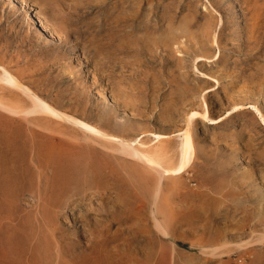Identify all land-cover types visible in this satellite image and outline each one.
I'll return each instance as SVG.
<instances>
[{"label": "rangeland", "instance_id": "374dc122", "mask_svg": "<svg viewBox=\"0 0 264 264\" xmlns=\"http://www.w3.org/2000/svg\"><path fill=\"white\" fill-rule=\"evenodd\" d=\"M0 65L21 89L64 114L38 125L0 110V132L19 145L15 163L5 165L18 179L11 172L5 180L20 187L0 197V264H28L36 245V264L43 263L42 239L50 234L38 233V208L20 198L40 192L53 199L69 184L109 189L101 214L92 207L93 217L87 202L74 204L75 215L91 220H83L87 228L93 218L111 221L107 227L118 235L111 247H125L113 264H264V0H0ZM1 92L29 104L17 90ZM205 107L208 120L189 123ZM69 117L105 136L87 135ZM185 129L194 158L181 177L163 179L160 216H171L164 223L160 217L158 230L154 201L139 194L128 164L136 162L115 153L107 137L150 144L162 134L176 160ZM112 206L128 220L115 221ZM61 228L70 264H110L102 253L89 255L81 232Z\"/></svg>", "mask_w": 264, "mask_h": 264}, {"label": "bare ground", "instance_id": "6f19581e", "mask_svg": "<svg viewBox=\"0 0 264 264\" xmlns=\"http://www.w3.org/2000/svg\"><path fill=\"white\" fill-rule=\"evenodd\" d=\"M17 90L20 93H22L27 100L29 101L28 105H23L22 101L20 99H18L17 97H15L14 95H5L3 92H1L2 90ZM0 110L12 115V116H18V117H22L27 123L29 124H38L41 121H48V118H57L60 117V115H64L60 112H58L56 109H54L53 107H51V105H49L46 101H43L41 99H39L36 95L27 93V91H25L24 89H21V87L18 84L17 78H15L14 75H12L8 70L5 69V67L0 65ZM33 115H41V117H43L42 119H33L30 118ZM197 116H201L203 119H207L209 118L208 116V111L205 107L204 111L199 114L198 112H192L189 116V123H191V121L197 117ZM47 118V119H46ZM76 125L80 126L83 129V132L86 133L87 135H94V136H105V132L103 133L101 130H99L97 127L86 123L85 121H82L80 119H76L73 117H69ZM210 120V119H209ZM45 123V122H44ZM43 123V124H44ZM188 123V124H189ZM214 123V122H213ZM46 125V124H45ZM54 125V124H53ZM190 125V124H189ZM48 126V125H46ZM43 128H46L44 126H41ZM58 127V126H56ZM188 127V126H187ZM55 129V125L54 127H49L47 129V131L49 129ZM190 128V127H189ZM58 130V129H56ZM61 130V129H60ZM55 131V130H53ZM51 132V131H50ZM59 131H56V133H58ZM63 132V131H62ZM63 134V133H62ZM83 134V133H82ZM73 136V135H72ZM92 136H90L92 138ZM9 137V134H8ZM74 137V136H73ZM168 137L162 135V134H153V142H149L150 144H145L139 142V140H133V141H126V140H122L119 137L113 136L112 134L109 135L107 137V143L111 147H113L112 149L115 150V153L118 152L119 154L132 159L133 161H135L136 163H129L130 167H131V171H133L134 173H137V177H134L135 180H138V187L140 188V191L143 198H151V200L153 199L154 201V206L152 207V214H153V227H155L156 229L160 230V225L162 223H164V219L163 217H165L163 215L160 216L163 213L162 212V202L164 199L163 194V179L165 177H168L169 175L171 176H178L181 177L182 174L184 172L187 171V169L190 167V164L194 158V146H193V142H192V138H191V134L189 129H185L180 133V142L178 144V153H177V157L176 160H173L170 157V149L168 148V146L166 145V139ZM76 139V138H75ZM78 140V138H77ZM80 140V139H79ZM97 140V139H96ZM89 141V140H88ZM92 141V140H91ZM95 141V140H94ZM98 142V141H96ZM103 145H105V143L101 142ZM100 143V144H101ZM35 144V142H34ZM37 144V143H36ZM101 144V145H102ZM40 146V145H39ZM38 146V147H39ZM43 148V145H41ZM33 147H36V145H33ZM32 147V148H33ZM59 147V146H58ZM19 148V145L16 143L15 138H6L5 135V129H3V131L0 132V197L6 195L7 193L8 195L12 194L14 192V187L18 186V180H11V184H8L5 180V177L10 176L11 174V170L6 168L5 165H7V162H11V163H15V159H17V150ZM34 150V152L38 149ZM46 148V147H45ZM52 148V147H51ZM60 148V147H59ZM105 148V147H103ZM51 150V149H50ZM109 150V149H108ZM52 151V150H51ZM61 151V150H60ZM106 151V150H105ZM33 152V153H34ZM53 152V151H52ZM55 152V151H54ZM71 152V151H70ZM80 152V151H79ZM83 152V151H82ZM38 154L41 153L42 156V152H37ZM51 153V152H50ZM69 153V152H68ZM76 153V152H75ZM114 153V152H113ZM35 153L36 157L40 156ZM52 154V153H51ZM54 154V153H53ZM56 155H58L57 153H55ZM34 155V156H35ZM55 155V156H56ZM71 155V154H70ZM70 155H68L70 157ZM76 155V154H74ZM79 155V154H78ZM67 156V157H68ZM72 156V155H71ZM43 157V156H42ZM50 157V155H49ZM60 157V159L64 156H62L61 154L58 155V158ZM69 157L66 158V160H69ZM75 157V156H74ZM72 157V158H74ZM52 157H50V161H57L60 159H53L51 160ZM62 158V159H63ZM79 158V157H78ZM77 158V159H78ZM42 158H39V160H41ZM76 159V161H77ZM81 158H79V162ZM84 159V158H83ZM42 160H46L42 159ZM41 160V163H42ZM73 160V159H72ZM47 161V160H46ZM45 161V162H46ZM65 161V160H64ZM71 161V160H70ZM74 161V160H73ZM72 161V163H73ZM75 161V162H76ZM45 162H43V165L45 166ZM63 162V161H61ZM69 161H67L66 163H68ZM83 162V161H82ZM93 160L90 159V163H92ZM124 162V161H123ZM40 163V166H41ZM45 163V164H44ZM59 162H57L58 164ZM77 163V162H76ZM81 163V162H80ZM87 163V162H86ZM139 164L142 165H146L148 167L149 172H147L146 174L144 173H140L138 172L136 166ZM50 164V163H49ZM55 165V167L59 168L58 165ZM64 164V162H63ZM69 164V163H68ZM83 164V163H82ZM54 165V164H52ZM90 165V164H89ZM94 165V164H93ZM96 165V163H95ZM43 166V168H44ZM51 166V165H48ZM47 166V167H48ZM72 166V165H71ZM74 166V165H73ZM77 166V164H76ZM97 166V165H96ZM124 166V165H122ZM42 167V166H41ZM46 167V168H47ZM52 167V166H51ZM70 167V165H69ZM50 168V167H49ZM75 168V167H74ZM86 168V167H85ZM140 168V167H139ZM76 169V168H75ZM142 169V166H141ZM144 169V168H143ZM66 170V169H65ZM79 170V169H78ZM146 170V168L144 169ZM75 171V170H74ZM77 171V170H76ZM88 171V170H87ZM86 171V172H87ZM65 172V171H64ZM146 172V171H143ZM13 173V172H12ZM131 173V172H130ZM139 173V174H138ZM14 176L16 177V174L13 173ZM67 174V173H64ZM12 175V174H11ZM62 175V174H61ZM68 175V174H67ZM70 175V174H69ZM101 175V174H100ZM136 175V174H135ZM78 176V175H77ZM11 177V176H10ZM66 177V175H65ZM69 177V176H68ZM177 177V180H178ZM18 179V177H16ZM132 178V177H131ZM174 178V177H173ZM171 178L169 180H171V182L174 183V179ZM233 178V177H232ZM64 179V178H63ZM167 179V178H165ZM174 181H173V180ZM85 180V179H84ZM168 180V181H169ZM176 180V182H177ZM65 181V179H64ZM82 181V180H81ZM163 181V182H162ZM167 181V182H168ZM180 181V180H179ZM61 182V181H60ZM175 182V184H176ZM228 182V181H227ZM72 183V182H71ZM83 183V181H82ZM133 183V182H132ZM179 183V182H177ZM91 184V183H90ZM93 184V183H92ZM96 184V183H95ZM109 184V183H108ZM107 184V185H108ZM171 184V183H170ZM181 184V183H180ZM79 185V184H78ZM81 185V184H80ZM88 185V183H87ZM174 185V184H173ZM171 185V186H173ZM229 185V184H228ZM57 186V185H56ZM65 189H66V193H67V197H65L64 195L66 194L64 192V194H61V190H60V194H57V196H55L53 199H49L46 200L45 198H47L45 195L42 196V194L39 192L37 197H33V195H29V197H26V195H24L25 197H18V199L20 198V202L26 206V207H31L33 205H35V207L38 208L37 210V214L38 216H40V219H38L37 221V231L38 233H49L50 234V240L49 238H44L42 240V249H43V255H42V260L43 263L41 261L42 264H70L68 261L65 260V254L67 252H65L63 246H62V240L60 237H58V233L60 231V229H63L61 227L63 226H67V227H73L74 230L73 232L79 231L82 233L84 241L86 242V244H90V249H89V255H91L92 253H102L104 256V260L107 263L113 264L114 263V259L113 255L116 253H118V249L119 248L117 245H114L113 247H111V244H115L118 241V235H113L110 233L109 227H107L108 223H111V221H109L108 219L106 220V222H102L97 220L96 218H93V214L91 213L92 207L93 209L95 207H97L96 209H100L102 207L101 203H99V201L104 200L105 198H111V196L108 195L107 192H109V189L107 190V187H104L103 185L102 188H100L99 185H92L91 186H85L83 188H78V187H72L70 184L69 185H65ZM75 186V183H74ZM83 186V185H82ZM169 186V185H168ZM231 186V185H230ZM19 187V186H18ZM104 187V188H103ZM179 187V186H178ZM20 188V187H19ZM17 188V189H19ZM58 188V187H57ZM62 188V187H60ZM134 188L135 185H134ZM174 188V187H173ZM171 188V189H173ZM180 188V187H179ZM48 189V188H47ZM46 189V190H47ZM52 189V188H51ZM50 189V191H52ZM70 189V190H68ZM138 189V188H137ZM176 189V188H175ZM178 189V188H177ZM218 189V188H217ZM223 189V188H222ZM45 190V191H46ZM64 190V189H63ZM136 190V189H135ZM107 191V192H106ZM139 191V192H140ZM16 192V191H15ZM20 192V190H19ZM56 192V191H55ZM138 192V191H137ZM220 192V191H219ZM52 196H53V192ZM165 193V192H164ZM221 193V192H220ZM18 195V193H16ZM31 194V193H30ZM50 194V193H49ZM222 194V193H221ZM230 194V193H229ZM233 194V193H232ZM21 195V194H20ZM64 197H63V196ZM59 196H62L64 198V200L61 199V201L59 200ZM106 196V197H105ZM138 196V195H137ZM59 197V198H58ZM9 198V197H8ZM39 198V199H37ZM142 198V199H143ZM14 199V198H13ZM8 200V199H7ZM119 199H117L118 201ZM150 200V201H151ZM11 201V200H10ZM14 201V200H13ZM59 201V202H58ZM148 201V203L150 202ZM2 202H4V198H2ZM6 202V201H5ZM19 202V201H18ZM81 202H87L88 206L87 209L91 214H92V222H93V228H87L83 222V220H87L86 217L84 216V214H82L81 212L78 215H75V209L77 207L78 204H80ZM142 202V201H141ZM152 202V201H151ZM7 203V202H6ZM4 203V204H6ZM11 203V202H10ZM9 203V205H11ZM13 203V202H12ZM77 204L75 206V204ZM117 203V202H116ZM119 203H121V201H119ZM8 204V203H7ZM36 204H38L36 206ZM82 204V203H81ZM58 205V206H57ZM118 205V204H117ZM116 205V206H117ZM138 205V204H137ZM140 205V204H139ZM107 206V205H105ZM119 206V205H118ZM151 206V205H150ZM67 207H70V211L69 213H65L64 211H60L62 209H66ZM85 207V206H84ZM123 207V206H122ZM139 207V206H138ZM112 210H110L112 212V217L115 219L120 220L123 218V220H128V216L125 214V212H123V215L120 216H116V212L114 210V207H111ZM137 208V207H136ZM230 208V207H229ZM228 208V209H229ZM35 209V208H34ZM56 209V210H55ZM95 209V210H96ZM97 210V212H100V210ZM122 209V208H121ZM227 209V207H226ZM69 210V209H68ZM94 210V211H95ZM102 210V209H101ZM35 211V210H33ZM31 211V212H33ZM108 211V209H107ZM121 211V210H119ZM124 211V210H123ZM137 211V209H136ZM68 212V211H67ZM85 212V211H84ZM121 213V212H120ZM165 213H167L165 211ZM172 213V212H171ZM33 214V213H32ZM86 214V212H85ZM101 214V212H100ZM122 214V213H121ZM170 214V213H169ZM167 214L165 218H168V216L170 217L171 214L169 215ZM87 215V214H86ZM34 216V214H33ZM110 216V217H111ZM36 217V216H35ZM99 217V216H98ZM163 219V222L160 224V219ZM101 218V215L100 217ZM35 219V218H34ZM61 219V220H60ZM103 219V218H102ZM138 219V218H137ZM142 219V218H141ZM161 219V220H162ZM90 220V219H89ZM87 223L88 224V221ZM134 220V219H133ZM140 220V218H139ZM235 220V219H234ZM33 221V220H32ZM105 221V218H104ZM34 222V221H33ZM91 222V220L89 221ZM129 222V221H128ZM134 222V221H133ZM107 223V224H106ZM139 223V222H138ZM121 225V224H120ZM32 226V225H31ZM89 226V225H88ZM163 226V225H162ZM35 227V228H36ZM90 227V226H89ZM32 229V228H31ZM120 229V228H119ZM33 230V229H32ZM255 230V229H254ZM68 231V230H66ZM129 231V230H128ZM33 232V231H32ZM31 232V234H32ZM69 232V231H68ZM118 232V231H117ZM251 231H249L250 233ZM248 233V234H249ZM67 234V233H66ZM132 234V233H131ZM252 233H250L251 235ZM30 235V234H29ZM34 235V234H33ZM42 235V234H41ZM40 235V236H41ZM71 235V234H70ZM77 235V234H76ZM125 235V234H124ZM263 235V234H262ZM46 236V235H45ZM60 236V235H59ZM63 236V235H62ZM152 236V235H151ZM37 237V235H36ZM48 237V236H47ZM74 238V236H72ZM241 237V236H240ZM258 237V236H257ZM10 238V237H9ZM9 238L7 240V242L9 241ZM41 238V237H40ZM64 238V237H63ZM140 238V237H139ZM146 238V237H145ZM259 238V237H258ZM11 239V238H10ZM66 240V238H64ZM128 239V238H127ZM147 239V238H146ZM257 241V240H256ZM120 242V241H119ZM130 242V241H129ZM131 243V242H130ZM10 244V242H9ZM77 244H80V241H77ZM247 244V243H246ZM16 246V245H15ZM80 246V245H79ZM128 246V245H127ZM81 247V246H80ZM83 247V246H82ZM81 247V248H82ZM125 248L124 245L120 247L121 248ZM74 248V247H73ZM128 248V247H127ZM131 248V247H130ZM1 249V248H0ZM78 249V248H77ZM76 249V250H77ZM37 249V245L36 248L34 250V253H39L41 252L40 250L38 252H36ZM79 250V249H78ZM77 250V251H78ZM125 250V249H124ZM1 251V250H0ZM12 251V250H11ZM131 251V250H129ZM10 252V251H9ZM13 252V251H12ZM81 252V251H80ZM31 254L30 258L28 259V264H36V259L38 258L37 255L35 256V254ZM40 254V253H39ZM120 254V253H119ZM52 255L54 256V260L51 258ZM70 255V254H67ZM82 255V254H80ZM79 255V256H80ZM97 255V254H96ZM126 255V254H125ZM72 258V255H70ZM84 257L86 255H83ZM82 256V257H83ZM128 256V255H127ZM123 257V256H122ZM79 259V258H78ZM100 259V258H99ZM103 259V258H102ZM127 260V258H125ZM89 260V258H88ZM125 260V261H126ZM99 260H97L96 262H98ZM78 262V261H77ZM116 262V260H115ZM91 263V262H90ZM101 263V262H100ZM98 263V264H100ZM119 263V262H118ZM26 264V263H25ZM38 264V263H37ZM81 264H86V262H83ZM89 264V262L87 263Z\"/></svg>", "mask_w": 264, "mask_h": 264}]
</instances>
